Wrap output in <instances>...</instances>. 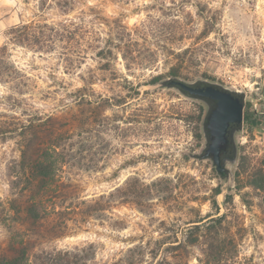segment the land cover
I'll use <instances>...</instances> for the list:
<instances>
[{
    "label": "rangeland",
    "instance_id": "374dc122",
    "mask_svg": "<svg viewBox=\"0 0 264 264\" xmlns=\"http://www.w3.org/2000/svg\"><path fill=\"white\" fill-rule=\"evenodd\" d=\"M23 24L35 32L16 43ZM4 45L0 119L52 117L64 132L68 165L47 199L60 226L34 231L37 246L78 264H264V0H0ZM173 68L246 90L254 117L230 185L191 156L205 145L204 102L152 86ZM17 157L18 135L0 139V264L14 252L6 224L31 234L23 211L3 217ZM254 174L260 185L245 186Z\"/></svg>",
    "mask_w": 264,
    "mask_h": 264
},
{
    "label": "trees",
    "instance_id": "16d2710c",
    "mask_svg": "<svg viewBox=\"0 0 264 264\" xmlns=\"http://www.w3.org/2000/svg\"><path fill=\"white\" fill-rule=\"evenodd\" d=\"M35 29L33 25H18L12 28V40L16 43H23L25 40H30V31ZM32 36L34 33H31ZM32 40V39H31ZM7 47L4 45L0 49V72L7 74L12 72L7 63ZM15 71V75L18 74ZM172 74L179 76L177 68L172 69ZM161 76L155 77V81L160 80ZM4 118L0 119V139L6 140L8 138L18 135V149L19 157L14 158L10 162L9 168H24L25 171H20L23 177H16L12 181L10 193L8 197L9 206L4 209L3 217L6 221L14 219L13 216L19 214L21 211L25 213L26 220L24 225H28L26 231H30V235H21L18 227L21 223L12 222L6 224L10 228L11 242H13L14 252L11 254L3 253L2 259L5 264H31V261L39 262L40 264H78L77 255L71 256V252L61 250H49L44 247L37 246V240L34 239V231L38 234L41 228H49L56 230L59 227L52 218V212L57 215L59 212L56 207L48 204V194L52 190H56L60 182L61 168L68 165L67 158L63 154L62 140L60 135L54 128L49 129V123L52 122V117L47 118L44 122L40 121L42 118H35L38 115H31L29 119L20 120L19 117L2 115ZM254 115L251 113L249 103L245 106L244 122L248 123L252 120ZM53 125H51L52 127ZM239 154V153H238ZM245 156L242 155L237 158L235 167L239 163L243 166ZM238 168L236 171V178L239 182L240 173ZM262 171V170H261ZM235 179V178H234ZM264 181V179H263ZM26 184L23 185V183ZM248 185H260L259 180H256V174L252 175L251 180L245 182ZM243 186L239 184V187ZM238 187V188H239ZM217 190L220 191V188ZM230 191V192H229ZM231 188L226 192V201L233 198ZM218 193H221L218 192ZM53 207V210H52ZM224 216L217 220L223 219ZM52 219V221L50 220ZM49 223V224H47ZM52 223V224H50ZM14 225L16 229L13 228ZM62 227H60L61 229ZM19 229V230H18ZM57 236H62L57 232ZM71 257L73 259H71Z\"/></svg>",
    "mask_w": 264,
    "mask_h": 264
},
{
    "label": "water",
    "instance_id": "95a60500",
    "mask_svg": "<svg viewBox=\"0 0 264 264\" xmlns=\"http://www.w3.org/2000/svg\"><path fill=\"white\" fill-rule=\"evenodd\" d=\"M152 86L176 89L188 98L204 102L207 106L202 122L205 145L191 156L211 160L220 178L230 185L234 177L232 166L239 153L237 138L244 125L246 90L209 79L188 81L179 76L159 80Z\"/></svg>",
    "mask_w": 264,
    "mask_h": 264
}]
</instances>
